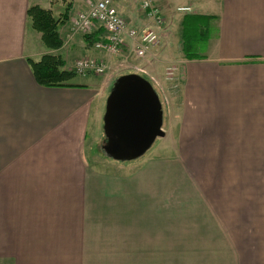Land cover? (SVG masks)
Wrapping results in <instances>:
<instances>
[{
    "label": "crops",
    "instance_id": "0c3cea01",
    "mask_svg": "<svg viewBox=\"0 0 264 264\" xmlns=\"http://www.w3.org/2000/svg\"><path fill=\"white\" fill-rule=\"evenodd\" d=\"M94 1L0 0V263L264 264V0H155L162 28L141 0H113L130 26L161 38L143 61L162 70L143 76L165 135L121 161L97 154L90 126L122 74L44 86L30 63L53 54L66 67L84 57L123 64L130 47L96 48L107 39L100 24L73 29ZM33 5L67 14L61 48L32 27ZM191 19L206 46L193 57L183 36ZM174 62L182 70L169 77Z\"/></svg>",
    "mask_w": 264,
    "mask_h": 264
},
{
    "label": "water",
    "instance_id": "95a60500",
    "mask_svg": "<svg viewBox=\"0 0 264 264\" xmlns=\"http://www.w3.org/2000/svg\"><path fill=\"white\" fill-rule=\"evenodd\" d=\"M162 105L150 81L140 74L121 76L107 102L105 152L115 160L142 156L162 129Z\"/></svg>",
    "mask_w": 264,
    "mask_h": 264
},
{
    "label": "built area",
    "instance_id": "2783aa9c",
    "mask_svg": "<svg viewBox=\"0 0 264 264\" xmlns=\"http://www.w3.org/2000/svg\"><path fill=\"white\" fill-rule=\"evenodd\" d=\"M141 8L156 26L162 28L165 25L164 15L155 0H141ZM178 10L186 12L191 8L185 6L179 7ZM96 24H100L107 32V39L97 42L96 48L112 55H117L124 47H130L137 57L144 58L160 42V35L154 29L130 26L113 0L92 2L88 9L78 13L74 18L73 29L77 32L89 33ZM107 69V63L95 57L80 58L74 64L75 72L80 75H103Z\"/></svg>",
    "mask_w": 264,
    "mask_h": 264
},
{
    "label": "trees",
    "instance_id": "16d2710c",
    "mask_svg": "<svg viewBox=\"0 0 264 264\" xmlns=\"http://www.w3.org/2000/svg\"><path fill=\"white\" fill-rule=\"evenodd\" d=\"M32 27L42 34L45 45L50 49H59L64 42L59 33V25L66 18H56L52 10L45 9L39 5H33L28 9ZM199 25V24H198ZM196 22L191 19L184 25L183 36L185 38L184 50L187 56L193 57L195 53L187 52L186 42L192 40L198 43L202 37L198 35ZM34 75L38 83L44 86H67L76 74L66 68V62L59 55L46 54L40 60H30Z\"/></svg>",
    "mask_w": 264,
    "mask_h": 264
},
{
    "label": "rangeland",
    "instance_id": "374dc122",
    "mask_svg": "<svg viewBox=\"0 0 264 264\" xmlns=\"http://www.w3.org/2000/svg\"><path fill=\"white\" fill-rule=\"evenodd\" d=\"M59 2H60L59 5H61V4L63 5L64 4L62 1H59ZM174 33L175 34L177 33V34L181 35V31L179 29L175 30ZM186 47H187L186 51L189 52V53H203L206 50V46H205V44L203 42H200V43L196 44L192 40H187ZM124 51H125L124 54L126 56H128V55L129 56H128V59L123 62V64L121 63V61H119L121 59L118 60V58L112 57L110 62L107 63L108 64V70L106 71L105 74H103V75L88 74V75H92L93 76V77H90L89 79H91V80L94 79L95 80V78H97L99 81H102L103 79H105V77L107 75H110V74L111 75L115 74V76H118V75H121V74L125 75V74H128V73L137 72V71H139L138 70L139 68H141L143 70H146V73H143V74H145V76H150L152 72L154 73L157 70H160V69L162 70L160 65H157V64H152L149 67H147L146 66V64H147L146 61L145 60L143 61V59L137 60L135 55H134V53H132L131 50L125 49ZM171 52L173 54H175V55H176V53H177V55L184 54L183 51H182V47L179 46V45L177 46L176 43L174 44ZM112 56H116V55H112ZM171 58L172 57L170 55H168L165 59L168 62H170ZM66 68L69 69V70H72L76 74V72L74 70V65L67 66ZM179 70L180 71L182 70V63L174 62V63H170V64L167 65V73H168L169 77H171L174 73H177ZM82 76H86V75H78L77 74L74 79H77V81L83 80L84 78H82ZM159 77H161L163 79H166V71H163L161 73V76H159ZM173 87L175 88V83L173 84ZM108 97H109V93L104 96V101H102V103L100 104V107H101L100 111H101V113L103 115H102L101 119L99 117V121H97V124L94 127H93V124L90 126V134H92V132H93L94 139L97 141V145H95V151L97 152V154L100 153L102 155V157H106L109 160L113 161L115 159L110 157L105 152L106 140L103 137V134H105V115H106V111H107ZM166 113H167V107H166ZM166 113H165V115H167ZM165 118H166V116H165ZM158 140L159 139H156L153 142V144L151 145V147L153 145L155 146L157 143H159ZM149 149H151V148H149ZM0 264H2V263H0Z\"/></svg>",
    "mask_w": 264,
    "mask_h": 264
}]
</instances>
